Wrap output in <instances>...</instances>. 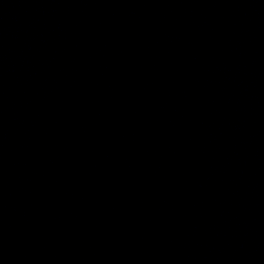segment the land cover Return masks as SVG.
<instances>
[{"label":"water","instance_id":"95a60500","mask_svg":"<svg viewBox=\"0 0 264 264\" xmlns=\"http://www.w3.org/2000/svg\"><path fill=\"white\" fill-rule=\"evenodd\" d=\"M207 0H0V264H18L96 136Z\"/></svg>","mask_w":264,"mask_h":264}]
</instances>
